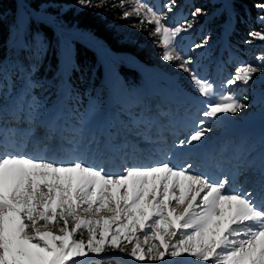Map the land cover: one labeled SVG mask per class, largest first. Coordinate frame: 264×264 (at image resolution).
I'll return each instance as SVG.
<instances>
[{"label":"snow or ice","instance_id":"1","mask_svg":"<svg viewBox=\"0 0 264 264\" xmlns=\"http://www.w3.org/2000/svg\"><path fill=\"white\" fill-rule=\"evenodd\" d=\"M16 2L28 6V0ZM77 2L89 8L109 5V0H98L96 4L92 0ZM176 6L177 0H168L166 12L160 13L143 0H135L124 10V0H111L112 8L123 10L121 19L128 20L133 15L139 18L133 27L143 31L145 25L153 26V34L162 46L161 59L188 73L204 98L203 110L197 113L199 119L189 125L190 135L174 145L195 149L203 146L212 132L206 121L217 123L226 118L223 114L235 115L247 105L232 92L218 93L213 83L196 74L194 61L177 46V38L193 24L172 27L166 23L167 14ZM255 6L264 12V3ZM202 14L203 9L197 8L192 16ZM258 19L264 25V15ZM17 30L26 31L23 16L17 21ZM249 36V44L264 41V28L251 31ZM206 44L205 39L195 48ZM22 47L29 49L33 62L27 68L17 65L23 85L8 115L12 121L29 127L0 128V143L5 148L0 153V264H86L91 259L89 254L101 256L109 250H118L140 264H264V157L258 166L251 162L245 166V170L252 168L258 173L259 192L228 191V176L213 179L196 171L190 161L177 167L170 156L152 166L125 167L121 173H112L105 165L115 156L122 160L127 157L130 136L156 142L151 133L157 120L150 115L151 107L138 98L123 103L115 117L101 120L94 100L89 98L85 107L71 84L61 81V108L41 119L42 105L32 95L40 85L33 75L46 55V39L37 33L31 44ZM257 59L259 66H239L225 87L232 88L238 82L248 85L254 73L264 71V55ZM13 75L0 61V114L6 95H12ZM161 102L170 103V97L163 96ZM156 108L159 115L168 114L160 104ZM37 127L44 130L37 143L58 139L61 147L68 146L64 150L71 158L38 160L7 151L16 146V140L10 137L19 134L25 146L36 138ZM156 131L162 138L161 129L156 127Z\"/></svg>","mask_w":264,"mask_h":264},{"label":"rangeland","instance_id":"2","mask_svg":"<svg viewBox=\"0 0 264 264\" xmlns=\"http://www.w3.org/2000/svg\"><path fill=\"white\" fill-rule=\"evenodd\" d=\"M109 1L111 3V0ZM143 2L157 12H166L164 5L168 3V0H143ZM124 3V10H127L134 5L135 0H124ZM68 8L50 5L32 9L29 5L24 7L17 3L15 24L10 28L8 38V45L13 51L12 59L8 61V67L10 70L13 68L16 70H11L9 73L14 72L15 75L20 76L17 65L21 64V54L32 59L29 49L22 47V45L31 44L32 37L36 35L33 33L27 37V23L31 19L35 22L46 23L54 30L58 44L64 40L69 46V52L65 53L66 61L61 55L62 81L66 82L64 73L67 70L66 67H69L71 63L72 41L77 40L94 47L102 65L103 85L108 90L106 98L100 94L96 97H89L96 102L100 119L115 117L123 103L139 98L143 100L144 105L151 107L150 115L156 118V127L161 129L162 137H158L156 127L151 133L155 143L145 141L140 137L130 136L131 145L126 149L127 157L122 160L120 156H115L111 162L105 165L106 170L112 173H121L125 167L152 166L170 156L171 162L177 167H182L185 161H190L194 164L196 171L207 174L213 179L228 176L230 180L227 186L228 191H260L257 184L258 173H254L252 168L245 170V166L249 162L254 167L258 166L261 158L264 157V71L254 73L253 79L249 81L248 85L239 82L237 86L232 88H227L225 85L239 66L246 64L259 66L261 64L257 57L264 55V41L253 40L251 44L247 43L251 31L244 38H238V41L229 38L228 33L232 26L229 0H177L176 8L172 13L167 14L166 23L172 27L178 24H186V22L193 24L191 29L180 34L182 39L177 38V46L185 57L194 61L192 67L196 74L213 83L218 93L232 92L247 105L235 115L223 114L226 118L217 123L212 124L210 121H206V123L211 124L212 132L204 145L195 149H191V146L180 148L174 145L190 135L191 128L189 125L193 119H199L197 113L203 110L204 106L201 101L204 98L199 96L188 73H184L181 69L174 67L172 63L164 62L161 59L162 46L158 43L159 37L153 34V26L145 25L143 31L133 27V24L139 20L135 15L129 17L128 20L121 19V17L117 20H111L107 25L116 33L119 42L136 47L137 52L145 55L146 62L137 63L128 55L111 53L89 33L75 29L67 23L63 24L59 16ZM197 8L203 9L204 14L193 18L192 13ZM48 9L58 10L59 14H54ZM118 9L122 14L123 10ZM74 10H81L80 5H76ZM21 16L24 17L26 31L17 30V21ZM262 28L264 25L257 19L256 30L254 31H259ZM205 39L207 44L203 48H195L196 44L202 43ZM119 61L136 71L140 77V85H132L131 88H127L125 84L120 85L119 76L115 70V64ZM13 81L12 95L11 97L6 95L3 113L0 114V128L27 129L29 127L27 123L18 124L12 121L8 115L11 102L18 95L23 85L21 79ZM18 82L21 84L18 85ZM45 83L44 87L47 90H45L43 98L36 97L32 92L36 101L42 105L41 119L48 118L61 108L58 92L61 81L49 80ZM114 83L117 84V89H120V95L116 99L113 96L112 85ZM163 96H169L171 102L162 103ZM245 97H247L246 100ZM89 98L83 103L85 107ZM157 104H160V109L168 114L159 115L156 108ZM80 110L83 111L84 108L81 107ZM43 135L44 130L37 127L36 138L29 141L25 146L21 145L19 134L14 138L10 137V139L16 140V146L8 147L7 151L17 155L32 156L38 160L61 161L71 158V154L64 150L68 146L61 147V142L58 139L37 143L36 140ZM0 141H3L2 136H0ZM241 149L243 150L242 153L239 151ZM4 151V145L0 143V153ZM238 155L240 159L236 158ZM188 196L190 198L191 193H188ZM173 206L175 205H169V207ZM103 215L107 216L108 214L104 213ZM54 234L62 235L59 231H54ZM83 238L85 241L87 240L86 231ZM155 242L159 243L158 240ZM141 243L143 244L142 240ZM144 247L146 248L147 245ZM89 256L91 259L86 264H140V262H133L130 257L118 250H109L101 256L95 254H89ZM166 259L180 260V258L171 257H166ZM145 264L148 262L146 261ZM153 264H163V262L158 261L153 262Z\"/></svg>","mask_w":264,"mask_h":264},{"label":"trees","instance_id":"3","mask_svg":"<svg viewBox=\"0 0 264 264\" xmlns=\"http://www.w3.org/2000/svg\"><path fill=\"white\" fill-rule=\"evenodd\" d=\"M96 4L98 0H92ZM257 3H264V0H229L230 14L232 16L229 38L238 41L247 36L250 31L256 30V22L259 16L264 12L256 8ZM105 8L83 7L75 11L74 7L79 5L77 0H28V5L32 9H38L42 6L69 7L63 13H60L59 19L63 24H68L75 29L89 33L94 39L100 41L111 53L117 55H128L137 63L146 62L145 55L137 52L136 47L127 46L119 42L116 33L108 28L111 20H117L121 17V11L118 8H112L110 5ZM16 0H0V61L3 62L5 69L10 72L16 68L9 69L8 61L12 59V48L8 45L10 28L16 20ZM50 10L54 14H59L58 10ZM27 37L33 33H39L46 39L47 52L43 57L37 71L33 75V80L40 86L33 89V95L43 98L45 96V82L49 80L62 81L63 74L61 69V55L58 39L54 30L42 21H33L27 23ZM73 53L67 75V83H70L76 93L79 94L83 103L89 97H96L99 94L106 98L108 91L103 85V72L100 59L94 48L77 40L72 41ZM21 64L27 68L32 59L21 54ZM115 64V70L118 73L120 85L125 84L128 88L132 85H140V77L136 71L124 63ZM11 64V63H10ZM14 73V72H12ZM18 75H13L12 80L19 79ZM20 80V79H19ZM21 84L18 82V85ZM120 89L117 84H113V94L116 99L120 95Z\"/></svg>","mask_w":264,"mask_h":264}]
</instances>
